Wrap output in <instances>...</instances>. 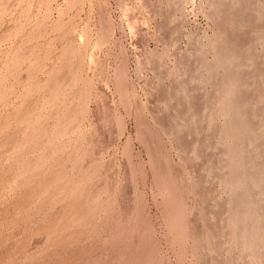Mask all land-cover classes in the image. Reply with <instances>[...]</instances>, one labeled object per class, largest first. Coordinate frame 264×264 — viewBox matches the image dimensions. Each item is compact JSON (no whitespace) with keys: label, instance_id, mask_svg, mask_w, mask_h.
I'll return each instance as SVG.
<instances>
[{"label":"rangeland","instance_id":"1","mask_svg":"<svg viewBox=\"0 0 264 264\" xmlns=\"http://www.w3.org/2000/svg\"><path fill=\"white\" fill-rule=\"evenodd\" d=\"M0 264H264V0H0Z\"/></svg>","mask_w":264,"mask_h":264},{"label":"bare ground","instance_id":"2","mask_svg":"<svg viewBox=\"0 0 264 264\" xmlns=\"http://www.w3.org/2000/svg\"><path fill=\"white\" fill-rule=\"evenodd\" d=\"M52 93V92H51ZM57 93V92H56ZM48 97V96H47ZM64 103V102H63ZM67 107V106H66ZM69 107V106H68ZM67 110H68V108H67ZM67 110H66V112H67ZM64 114H66V113H64ZM62 117V116H61ZM60 117V118H61ZM62 118H64V117H62ZM66 118H67V115H66ZM61 122H63L62 120H61ZM60 122V123H61ZM58 123V122H57ZM56 125V124H55ZM69 125V124H68ZM65 126V125H64ZM68 129V128H67ZM66 129V130H67ZM46 130V129H45ZM54 131V130H53ZM238 134V133H237ZM30 136V135H29ZM42 139V138H41ZM83 140V139H82ZM33 141V140H32ZM73 141V140H72ZM61 142V141H60ZM59 144V143H58ZM82 144V143H81ZM82 155V154H81ZM79 156V155H78ZM50 164V163H49ZM59 170V169H58ZM76 171V170H75ZM80 172V171H79ZM74 175V174H73ZM82 175V174H81ZM66 177V176H65ZM83 178V177H82ZM68 181V180H67ZM235 184V183H234ZM236 186V185H235ZM77 192V191H76ZM76 202H78V201H76ZM97 203V202H96ZM237 205V204H236ZM246 212V211H245ZM244 212V213H245ZM250 212V211H249ZM241 213V212H240ZM242 214V213H241ZM247 214H249L248 212H247ZM247 214H246V216H247ZM238 215H239V212H238ZM245 215V214H244ZM236 216V215H235ZM241 218V217H240ZM247 219H248V217H247ZM250 219V218H249ZM233 222V221H232ZM245 222V221H244ZM246 223V222H245ZM234 225H236V224H234ZM233 225V226H234ZM248 227V226H247ZM250 227V226H249ZM244 229H246V228H244ZM250 229V228H249ZM247 231V230H246ZM241 232V231H240ZM244 232V231H243ZM249 232V231H248ZM247 233V232H246ZM252 233V232H251ZM250 234V233H249ZM242 235V234H241ZM252 235H254V234H252ZM246 237H247V235H246ZM256 238V237H255ZM240 239V238H239ZM248 239V238H247ZM248 240H251L252 241V239H248ZM255 242V241H254ZM251 244V243H250ZM247 245V244H246ZM248 246V245H247Z\"/></svg>","mask_w":264,"mask_h":264}]
</instances>
